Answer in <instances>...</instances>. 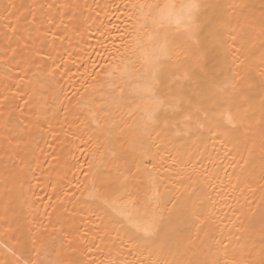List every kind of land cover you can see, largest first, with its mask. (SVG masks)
I'll use <instances>...</instances> for the list:
<instances>
[{"label": "bare ground", "instance_id": "6f19581e", "mask_svg": "<svg viewBox=\"0 0 264 264\" xmlns=\"http://www.w3.org/2000/svg\"><path fill=\"white\" fill-rule=\"evenodd\" d=\"M188 2L0 0V261L264 264V0H196L194 39L160 29L165 127L144 14ZM152 222L162 240L135 243Z\"/></svg>", "mask_w": 264, "mask_h": 264}, {"label": "snow or ice", "instance_id": "6c2138e0", "mask_svg": "<svg viewBox=\"0 0 264 264\" xmlns=\"http://www.w3.org/2000/svg\"><path fill=\"white\" fill-rule=\"evenodd\" d=\"M149 12L144 14V19L146 24L144 26H150L154 29L152 35H150V40H159L163 38V43L155 44L151 52H145L143 59V71L147 76V79L144 84L143 91L145 95L142 97L144 100L152 103L154 108L149 115V119L153 124H156L158 120L163 121L164 126L167 127L170 123V118L168 116V111L165 108L163 99L159 98L157 93H163L168 89L169 85L161 77V61L168 56V43L169 36L167 32H161L160 29H164L167 25L175 24L177 28L183 27L184 31L189 34V38L194 39L195 33L200 30L201 25L197 23V18L201 12L204 5L196 2V0H190L188 3L181 4L179 10L177 11V5L174 3H168L164 5H148ZM140 8L143 10L144 5H141ZM190 105L193 103L189 101ZM216 101L211 96H205L201 94V97L197 99L195 107L196 111H203L205 118L208 116V112L216 106ZM207 105V107H205ZM163 109V111H162ZM185 119H190V117H185ZM227 119L231 121V113H228ZM201 127H203L201 125ZM101 203H106L101 201ZM137 232L142 233L143 236H133L132 239L135 243L140 244H151L156 243V240L153 238H160V233L163 231L161 225L157 222H152L148 225H135ZM167 235V232H164V236ZM8 252L12 256H16V253L12 251L11 248L8 249ZM0 264H21L19 258H16V261H0Z\"/></svg>", "mask_w": 264, "mask_h": 264}]
</instances>
